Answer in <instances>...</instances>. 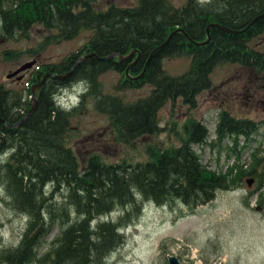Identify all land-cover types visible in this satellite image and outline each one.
Masks as SVG:
<instances>
[{"label": "trees", "instance_id": "obj_1", "mask_svg": "<svg viewBox=\"0 0 264 264\" xmlns=\"http://www.w3.org/2000/svg\"><path fill=\"white\" fill-rule=\"evenodd\" d=\"M263 12L264 0H184L179 5L137 0L132 6L110 3L103 9L95 8L94 0H0V38H24L32 26L46 31L28 51L89 32L75 51L57 62L38 64L27 78L26 93L44 72L60 74L82 55L96 56L77 61L63 79L46 76L35 93L33 111L22 121L31 105L26 93L0 83V186L8 208L25 217L17 244L0 251V264H106L107 255L123 242L119 229L138 217L144 202L169 207L179 203L193 210L212 200L217 190L239 184L243 176L256 181L254 191L263 187L264 152L259 154L258 147L250 151L247 169L233 163L223 172L200 163L192 149L218 147L230 139L226 149L235 152L237 138L248 139L260 122L220 110L209 140L203 123L189 118L181 125L177 145L145 143L143 161L106 162L88 153L80 164L64 140L72 111L54 100L58 86L82 81L95 109L107 115L118 137L131 145L141 135L158 131L156 111L166 101L180 99L193 107L196 96L210 86L215 65L264 69V52L248 44L264 31V15L238 32L211 25L208 41L194 43L204 37L210 21L239 30ZM177 28L193 42L175 31L162 44ZM130 51L131 57L118 59ZM17 53L2 51L5 57ZM176 56H186L189 62L183 72L171 75L161 61ZM106 70L119 73L115 91L144 83L151 88L143 97L123 101L117 94L101 92L98 76ZM117 209L122 213L114 219L108 216ZM54 225L58 232L47 242Z\"/></svg>", "mask_w": 264, "mask_h": 264}, {"label": "rangeland", "instance_id": "obj_2", "mask_svg": "<svg viewBox=\"0 0 264 264\" xmlns=\"http://www.w3.org/2000/svg\"><path fill=\"white\" fill-rule=\"evenodd\" d=\"M168 1L173 5L184 2ZM110 3L132 6L137 0H94L98 9ZM45 33L42 27L32 26L24 38H0V83L4 87L26 93L27 78L38 64L57 62L65 54L78 49L89 35L88 31H81L71 39L28 51V47L38 46ZM249 45L264 51V32L250 40ZM3 50L18 53L7 58L2 54ZM30 60L34 61L30 67L6 77L7 73ZM188 62V57L176 56L164 58L161 66L167 73L175 75L183 72ZM256 71L236 63L215 65L209 75L210 86L196 96L193 107L182 104L180 99L166 101L156 111L158 131L141 135L131 145L118 137L108 116L95 109L94 98L87 95L82 81L60 85L54 92V100L59 107L72 111L65 144L80 164L88 153H96L106 162L143 161L145 143L177 145L181 125L189 118L201 121L208 131L207 139H211L218 112L226 110L231 116L260 122L256 131L248 139L238 137L235 152L226 149L231 144L230 139L222 140L218 147L193 145L192 149L200 163L209 169L223 172L233 163L247 169L250 151L258 147L259 154L264 152V71ZM19 74L22 78L17 79ZM118 79H121L119 73L113 70L100 73L101 92L132 101L147 95L151 88L144 83L115 91L113 86ZM39 88L26 93L30 103ZM249 177L243 176L236 186L217 190L212 200L193 210L179 203L169 207L144 202L138 217L119 229L123 242L107 255L106 264H167V255L176 256L182 264H264V186L254 191V179L251 178L249 186L245 183ZM259 196L263 197L261 202ZM119 213L122 211L117 209L108 216L114 219ZM24 223L25 217L6 205V196L0 186V251L17 244ZM57 232L54 225L46 241ZM47 246V243L43 245L44 248Z\"/></svg>", "mask_w": 264, "mask_h": 264}, {"label": "water", "instance_id": "obj_3", "mask_svg": "<svg viewBox=\"0 0 264 264\" xmlns=\"http://www.w3.org/2000/svg\"><path fill=\"white\" fill-rule=\"evenodd\" d=\"M262 15H264V12L261 13V14H259V15L256 16V17H254L253 19H251V21H250L246 26H244L242 29H239V30L230 29L229 27H227V26H225V25H223V24H221V23H218V22H215V21H210V22H208L207 25H206L204 37H203L199 42H194V43H196V44H204V43H206V42L208 41V28H209L211 25H216V26L221 27V28H223V29H227V30H231V31L238 32V31H242V30L247 29V28H248V27H249V26H250V25H251L256 19H258V18H259L260 16H262ZM175 31H176V32H182V33L184 34V36L188 39V41L193 42V41H192V40H191V39H190V38H189V37H188V36H187V35H186V34L180 29V28H177L176 30L170 32V33L167 35L166 39L163 41L162 44H164V43L168 40V38L170 37V35H171L173 32H175ZM132 53H133V51H130V52L127 53L126 55L118 56V59H122V58H126V57H131ZM87 55L95 56L93 52H89V53H87L86 55H82L81 57H79L77 61H81V60H82L85 56H87ZM111 56H112V55L105 56L104 58L111 57ZM137 56H138V54H136V57H135V58H137ZM95 57H96V56H95ZM77 61L73 63V65L70 67V69H69L68 71H65V72H63V73H60V74H59V73H50V72H48V71L44 72V73L40 76L39 80H38L36 83H34V84H32V85L30 86V92L33 93L34 90H37V89L41 86V84H42V82H43V80L45 79L46 76H50L51 78H54V79H63V78H65L67 75H69V74L72 72V70H73L74 66L76 65ZM33 62H34V61H32V60L27 61V62H24L23 64H21L20 66H18V67H17L16 69H14L13 71L7 73L6 77H10V76L16 74L17 72H19V71H21V70H23V69H25V68L30 67L31 64H32ZM126 70H127V69H126ZM140 74H141V73H140ZM140 74H138L137 76H130V77H131V78H137L138 76H140ZM17 78H19V77H17ZM32 101H33V102L31 103V105H30L29 109L27 110V112L25 113L24 117L21 118L19 121H22L23 119H25V118H26V117H27V116L33 111V108H34V101H35V99L33 98ZM0 121L3 122V120H2L1 118H0ZM19 121H18L17 123H19ZM245 182H246V184L249 186V184L252 182V179H251V178L246 179ZM166 262H167V264H182V263L178 260V258H177L176 256H174V255H167V256H166Z\"/></svg>", "mask_w": 264, "mask_h": 264}, {"label": "flooded vegetation", "instance_id": "obj_4", "mask_svg": "<svg viewBox=\"0 0 264 264\" xmlns=\"http://www.w3.org/2000/svg\"><path fill=\"white\" fill-rule=\"evenodd\" d=\"M206 1V0H205ZM251 21V20H250ZM249 21V22H250ZM264 31H262L261 33H259V34H256L255 36H253V37H251V38H249V40H248V44H249V42H250V40H252L253 38H256V37H260L261 36V34L263 33ZM252 47H254V46H252ZM254 48H256V49H258L257 47H254ZM259 50V49H258ZM261 51V50H260ZM264 52V51H263ZM136 59L137 58H135V61H136ZM135 61H131V62H135ZM256 70V69H255ZM262 71H264V69H262V70H257L256 72H259V73H262ZM17 77H19V78H17ZM16 78L17 79H20V78H22V74H19L18 76H16Z\"/></svg>", "mask_w": 264, "mask_h": 264}]
</instances>
